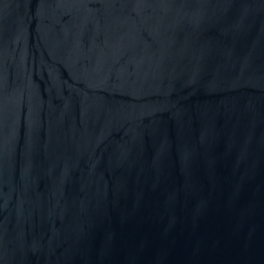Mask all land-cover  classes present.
Wrapping results in <instances>:
<instances>
[{"label":"water","instance_id":"water-1","mask_svg":"<svg viewBox=\"0 0 264 264\" xmlns=\"http://www.w3.org/2000/svg\"><path fill=\"white\" fill-rule=\"evenodd\" d=\"M0 264H264V0H0Z\"/></svg>","mask_w":264,"mask_h":264}]
</instances>
